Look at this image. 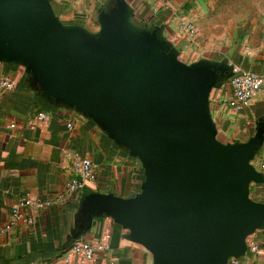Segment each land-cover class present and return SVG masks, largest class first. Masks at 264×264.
<instances>
[{"label":"water","instance_id":"water-1","mask_svg":"<svg viewBox=\"0 0 264 264\" xmlns=\"http://www.w3.org/2000/svg\"><path fill=\"white\" fill-rule=\"evenodd\" d=\"M134 13L115 0L93 33L62 22L51 0H0V61L24 65L42 97L92 118L145 167L133 197L85 196L74 239L109 217L154 264H228L264 227V203L250 196L264 182L251 164L264 121L246 142L221 141L209 97L233 66L181 61L161 27Z\"/></svg>","mask_w":264,"mask_h":264},{"label":"crops","instance_id":"crops-1","mask_svg":"<svg viewBox=\"0 0 264 264\" xmlns=\"http://www.w3.org/2000/svg\"><path fill=\"white\" fill-rule=\"evenodd\" d=\"M173 1L197 17L198 45L203 50L200 60L225 61L230 66L264 73V0H250L253 4L251 13L241 16L244 21L237 23L238 26L230 23L231 26L225 30H204V18L211 17L207 5L209 0ZM128 2L134 8V20L139 26H159L166 38L177 32V22L166 21L167 11L152 12L146 0ZM103 3L97 6L98 24L85 11H77L73 16L62 15L60 19L67 25H80L97 33L101 27L100 12L107 9ZM89 8L92 10L91 6ZM244 40L253 50L250 56L243 55L241 51ZM184 44H172L178 57ZM18 71H21V78L17 89L4 92L0 88V264H58L75 240L85 196L103 192L133 197L142 190L146 180L145 167L139 158L132 157L125 148L116 144L92 118L75 108L42 97L39 86L30 80L24 65L0 61L1 73L16 74ZM228 85V79H225L220 87L211 91V113L217 129L220 120L222 131L237 128L236 133L247 137L226 143L246 142L255 134L258 121H264V89L257 101L227 118L211 94L223 95ZM40 110L48 113L50 121L44 126L34 127L31 121ZM233 123L236 127L232 126ZM75 154L89 156L98 166L97 182L85 186L79 193L67 190V183L77 176L73 163ZM263 156L264 144L251 164ZM27 192L37 193L48 202L44 208L30 211L34 217L31 225L13 214L14 206ZM250 196L264 203V182L252 183ZM105 218H95L86 236L91 237L98 232ZM254 243L264 247V227L247 237V251L238 257L239 264H264V255L250 251L249 247ZM95 264H154V258L144 246L127 236L122 225L113 221L111 247L98 253Z\"/></svg>","mask_w":264,"mask_h":264},{"label":"built area","instance_id":"built-area-1","mask_svg":"<svg viewBox=\"0 0 264 264\" xmlns=\"http://www.w3.org/2000/svg\"><path fill=\"white\" fill-rule=\"evenodd\" d=\"M148 7L152 12L165 10L168 12L166 21L177 22V32L167 36V39L177 46L185 42L184 47L180 49L179 59L185 63H193L200 60L202 50L198 45V26L196 15L191 10H183L175 5L173 0H146ZM243 55L250 56L253 53L251 45L244 40L241 43ZM21 71L16 74H3L0 72V88L4 92L17 89ZM229 85L223 95L211 94L214 102L220 103V109L232 118V115L242 111L245 107L258 100L259 94L264 89V73H258L239 66H233V75L228 79ZM50 121L47 112L38 111L33 120L32 126H44ZM71 127V124H68ZM74 167L77 176L67 183V190L71 193L81 192L85 186L93 185L97 182L98 166L89 156L74 155ZM256 170L264 171V156L257 161L252 162ZM48 202L39 194L27 192L21 197L13 208V214L16 218L22 220L25 224L31 225L34 217L31 212L33 209L44 208ZM10 226L8 225L7 228ZM113 231V220L109 217L104 219L101 229L91 237L87 233L75 239L67 249L65 255L59 260L58 264H95L98 259V253L109 250L111 247V235ZM250 251L255 255L263 256L264 247L254 243L250 245ZM230 264H239L240 258L231 257Z\"/></svg>","mask_w":264,"mask_h":264},{"label":"rangeland","instance_id":"rangeland-1","mask_svg":"<svg viewBox=\"0 0 264 264\" xmlns=\"http://www.w3.org/2000/svg\"><path fill=\"white\" fill-rule=\"evenodd\" d=\"M52 4L56 9V13L62 19V15L73 16V13L77 11H85L87 14H91L93 20L98 24V8L100 4L105 5L104 8L109 9L114 5L115 0H51ZM82 2V4L80 3ZM78 4H81L78 7ZM96 4V5H95ZM207 4V3H206ZM208 13L210 12V19L204 18L205 22L203 24L204 30H225V27L235 26L244 21V18H241L243 15H249L251 12L253 4L250 0H209ZM89 6L92 7V10H89ZM95 6V7H94ZM73 11V12H72ZM240 16V17H236ZM204 16V15H203ZM66 18V17H65ZM203 19V18H202ZM201 19V20H202ZM201 23V22H200ZM230 23H232L230 25ZM96 24V25H97ZM89 29V28H88ZM199 29H201L199 25ZM203 52V50H202ZM218 129H219V138L224 142L236 141L239 139H245L246 136L236 133L237 128L232 129L231 131H222L223 126L220 120H218ZM232 126L236 125L233 123ZM229 127V126H228Z\"/></svg>","mask_w":264,"mask_h":264}]
</instances>
